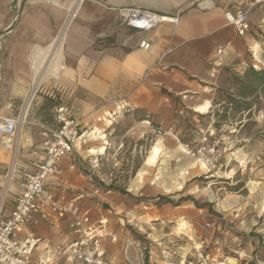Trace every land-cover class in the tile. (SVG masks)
Wrapping results in <instances>:
<instances>
[{"label":"crops","instance_id":"obj_1","mask_svg":"<svg viewBox=\"0 0 264 264\" xmlns=\"http://www.w3.org/2000/svg\"><path fill=\"white\" fill-rule=\"evenodd\" d=\"M101 1L104 5L91 1L82 6L72 25L68 22L73 8L70 1L0 0V117L16 118L22 109L26 112L15 137L0 134V220L11 216L23 174L35 173L45 159L43 142L57 128L53 107L71 103L83 127L95 129L97 144L79 147L64 157L48 188L56 198L86 195L80 202L83 211L93 219L109 220L106 257L123 264L126 257H116L118 244L113 240L121 238L126 218L141 215V203L129 204L121 193L101 188L94 181V172H86L95 171L93 159L108 153V142L113 139L109 124L114 125L115 120L108 115L124 105L143 113L144 118L134 120L121 136L124 141L129 136L151 134L152 121L165 131L175 130L181 111L174 97H196L190 109L207 113L214 108L215 74L223 67L242 66L247 52H253L254 67L264 68V40L253 35L255 24L264 28V6L250 12L252 30L241 37L227 23L225 12L244 9L253 0ZM118 8L151 11L168 20L149 31L118 26L117 44L95 51V40L110 36L114 26L111 11ZM96 13L101 17L95 18ZM176 17V22L171 21ZM64 28L70 31L61 53L59 32ZM98 29L101 33L95 32ZM149 153L145 166L157 161L160 147L152 146ZM109 182L107 178V186ZM69 225V218L55 224L40 221L22 229L19 236L43 239L34 260L50 254L51 264H68L66 255L53 254V250L67 247L76 238Z\"/></svg>","mask_w":264,"mask_h":264},{"label":"rangeland","instance_id":"obj_2","mask_svg":"<svg viewBox=\"0 0 264 264\" xmlns=\"http://www.w3.org/2000/svg\"><path fill=\"white\" fill-rule=\"evenodd\" d=\"M63 1L72 2V25L86 3L104 5L101 0ZM131 9L138 8L112 9L110 36L95 40V51L117 44L118 26L136 29L129 25ZM69 31L59 32L61 53ZM253 35L264 40V28L255 24ZM255 60L247 52L245 64L215 74L214 108L207 113L190 109L196 97H174L181 121L173 132L152 121L151 134L122 141L143 113L124 105L108 115L115 119L109 124L108 153L100 156L95 171L86 172H94L101 188L121 193L129 204L141 203V215L126 218L121 238L113 240L116 257H126L123 264H264V86L253 94L246 88L254 78L251 70L264 69L254 67ZM93 130L87 147L97 144ZM152 146L160 147V156L145 166Z\"/></svg>","mask_w":264,"mask_h":264},{"label":"built area","instance_id":"obj_3","mask_svg":"<svg viewBox=\"0 0 264 264\" xmlns=\"http://www.w3.org/2000/svg\"><path fill=\"white\" fill-rule=\"evenodd\" d=\"M258 5L264 6V0H253L244 9L225 12L227 23L236 29L239 36L245 37L251 32L249 15ZM127 12L129 25L139 30L149 31L165 22L162 15L151 11L131 9ZM170 19L176 22L178 17ZM143 46L149 48L146 43ZM50 96L57 97L53 93ZM53 115L57 128L43 142L44 161L37 165L35 173L23 174L12 214L0 220V264H51L50 254L34 260L35 251L43 243L42 238L29 236L22 239L19 234L25 227L38 225L40 221L55 224L66 218H69L70 230L76 238L67 247L55 248L53 254L66 255L68 264H115L106 257L104 250L109 236V220L106 217L93 219L89 212L83 211L80 202L86 198L85 194L71 199L65 195L56 198L48 188V181L60 171L61 160L77 148L86 146L93 134L74 116L73 107L68 103L56 104ZM25 117L24 109L16 118L0 117V134L15 137ZM91 163L97 165L98 159Z\"/></svg>","mask_w":264,"mask_h":264},{"label":"trees","instance_id":"obj_4","mask_svg":"<svg viewBox=\"0 0 264 264\" xmlns=\"http://www.w3.org/2000/svg\"><path fill=\"white\" fill-rule=\"evenodd\" d=\"M251 72L254 78L249 83V85L246 86V88L252 90V94H253V92H255L257 88H261L262 86H264V69L262 70L252 69ZM245 95H247L245 92L241 93V96H245Z\"/></svg>","mask_w":264,"mask_h":264},{"label":"bare ground","instance_id":"obj_5","mask_svg":"<svg viewBox=\"0 0 264 264\" xmlns=\"http://www.w3.org/2000/svg\"><path fill=\"white\" fill-rule=\"evenodd\" d=\"M81 1V0H80ZM168 20V18L167 17H163L162 16V21H167ZM206 110V106L205 107H202V108H199V111L201 112H204ZM157 150V149H156ZM152 158V157H151ZM154 159V158H153ZM154 160H156V159H154ZM153 161V160H152Z\"/></svg>","mask_w":264,"mask_h":264}]
</instances>
